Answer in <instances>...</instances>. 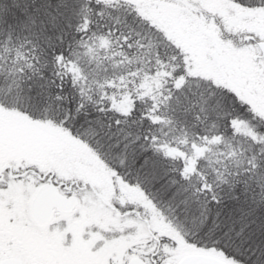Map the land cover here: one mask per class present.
Instances as JSON below:
<instances>
[{
  "label": "snow or ice",
  "instance_id": "obj_1",
  "mask_svg": "<svg viewBox=\"0 0 264 264\" xmlns=\"http://www.w3.org/2000/svg\"><path fill=\"white\" fill-rule=\"evenodd\" d=\"M0 264H264V0H0Z\"/></svg>",
  "mask_w": 264,
  "mask_h": 264
}]
</instances>
